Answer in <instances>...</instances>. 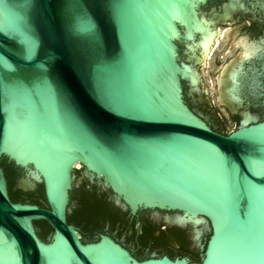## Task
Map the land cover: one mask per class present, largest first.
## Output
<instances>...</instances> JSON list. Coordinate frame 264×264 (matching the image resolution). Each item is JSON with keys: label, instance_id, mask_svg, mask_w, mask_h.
Returning <instances> with one entry per match:
<instances>
[{"label": "water", "instance_id": "95a60500", "mask_svg": "<svg viewBox=\"0 0 264 264\" xmlns=\"http://www.w3.org/2000/svg\"><path fill=\"white\" fill-rule=\"evenodd\" d=\"M207 1L0 0V264H264V63L245 69L264 41L223 88L208 56L197 71L181 62L180 39L206 54L217 40ZM188 78L207 100L197 110ZM3 157L48 207L11 199ZM81 169L122 211L188 229L192 246L139 259L112 237H125L119 219H76L83 239L68 221Z\"/></svg>", "mask_w": 264, "mask_h": 264}, {"label": "flooded vegetation", "instance_id": "af4514ba", "mask_svg": "<svg viewBox=\"0 0 264 264\" xmlns=\"http://www.w3.org/2000/svg\"><path fill=\"white\" fill-rule=\"evenodd\" d=\"M228 1L229 0H208L199 8L200 14H204L208 19L212 21L211 27L216 31L217 41L216 43L214 42L212 44L209 53L206 54L200 47L196 48L195 50H192L191 48H189V46L191 43H194L193 41L185 42L184 39H180V46L183 47V51L180 49L179 53L181 57V62L191 64L196 69V64L203 62V60L207 56H209L208 59H210L211 63L210 72L213 73L217 69H220L222 72L220 82L221 88H223V86H225V84L227 83V71L229 70V68L232 67L234 62L239 57L240 53L246 50L248 44H262L264 41V0H240V3L243 5V8H241V6L239 5L235 9L229 11V13L223 9V5ZM227 27L231 28L228 30ZM181 30L184 33L185 28L181 27ZM199 38L200 34L198 33L196 35V40H198ZM227 57H231V60L222 64L224 59ZM256 58L257 56L251 58L250 60H246L245 69L249 68V66H256L261 68L262 64L264 63V59L257 60ZM191 60H195V62L188 63ZM198 84L195 85L191 83L189 78L183 80V88L186 95L185 98H188V96H190L191 102H189V105L191 106V108L194 109H196L193 106L195 103L204 102L205 104H207V100H201L200 97L197 96L198 91H193L192 94H190V89L194 87L199 89ZM220 97L223 103L230 106L228 99L222 94V92ZM209 125L218 132H227L221 127H217L211 123H209ZM1 165L5 171L11 199L13 200L15 198L14 201H32V199L26 197L23 193H36L38 188H40V186L42 185L39 184L34 189L25 188L20 183V181L26 177V171L24 169L16 166L15 163L13 161H10L7 157L2 158ZM80 173L81 177L80 179H78L80 180L79 185L75 184L70 192L71 213L74 209L78 207V201L76 200L75 202H73L72 199L73 190L76 189L80 191L85 181L87 182L88 187H90L92 190L97 191L99 194L107 192V198L110 203H112L116 208H118L114 204L113 193L109 189L103 186H98L96 184H91L85 177L83 169H81ZM14 193H18L19 195L15 197V195H13ZM39 205L48 207L45 204ZM118 209L120 210V216L118 218L119 221L117 223V226L122 233L124 232L125 237L122 239H118L114 235H112V237L118 242H120L122 245H124L137 258L142 259L144 257L150 256L152 253H156L152 249L154 247L158 249L161 243L173 242L176 243L178 246H181L180 237L177 235L179 231L183 232V238L185 237V239L189 242L190 246H192L188 229L181 228L175 225H168L162 220H155L149 210H140L137 212V214L131 215L128 211H122L120 208ZM69 217L70 215H68V221L70 223H74L80 228L77 223L71 222ZM107 223L109 225L111 224L109 220H107ZM39 233L40 231H38V234ZM80 234L84 239L81 228ZM125 240H130L133 245L126 244ZM130 246H132L133 248ZM141 252L145 253V256L142 257L141 255H138Z\"/></svg>", "mask_w": 264, "mask_h": 264}, {"label": "trees", "instance_id": "16d2710c", "mask_svg": "<svg viewBox=\"0 0 264 264\" xmlns=\"http://www.w3.org/2000/svg\"><path fill=\"white\" fill-rule=\"evenodd\" d=\"M228 133V132H226ZM87 182L85 181L80 189V195L77 198L78 207L73 210L72 215L69 217L71 222L76 223V219L89 220L93 223H98L100 220H109L110 222H114L120 216V210L116 208L110 201L107 196L108 193L104 192L103 194H99L97 191L92 190L87 186ZM26 197L32 199L33 202L38 204H45L47 202L44 196L43 187L40 186L37 192H24ZM16 197V193H14ZM15 200V198L13 199ZM43 231L39 233L40 236H43L47 233V231H51V227L43 222ZM183 232H178L177 235L180 237V244L183 248L185 245L189 244V242L183 238ZM163 244V243H162ZM164 244H168L165 242ZM200 261V260H199ZM198 261V262H199Z\"/></svg>", "mask_w": 264, "mask_h": 264}, {"label": "rangeland", "instance_id": "374dc122", "mask_svg": "<svg viewBox=\"0 0 264 264\" xmlns=\"http://www.w3.org/2000/svg\"><path fill=\"white\" fill-rule=\"evenodd\" d=\"M231 27H227V29L229 30ZM216 43V42H215ZM209 57V56H208ZM208 57H207V60H206V62H207V67H206V76H207V74H208V68H209V59H208Z\"/></svg>", "mask_w": 264, "mask_h": 264}, {"label": "bare ground", "instance_id": "6f19581e", "mask_svg": "<svg viewBox=\"0 0 264 264\" xmlns=\"http://www.w3.org/2000/svg\"><path fill=\"white\" fill-rule=\"evenodd\" d=\"M217 41V40H216Z\"/></svg>", "mask_w": 264, "mask_h": 264}]
</instances>
